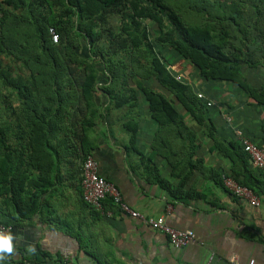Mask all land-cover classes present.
Instances as JSON below:
<instances>
[{
	"label": "trees",
	"instance_id": "1",
	"mask_svg": "<svg viewBox=\"0 0 264 264\" xmlns=\"http://www.w3.org/2000/svg\"><path fill=\"white\" fill-rule=\"evenodd\" d=\"M180 60L205 81L234 83L264 106V80L248 77L252 69L264 71V0H0V212L7 208L0 225L35 214L49 170L76 149L82 160L89 156L96 146L91 134L111 109L126 117L121 126L135 147L139 115L132 114L143 102L156 134L151 154L142 157L153 182L173 200L190 197L183 191L197 169L196 138L181 113L230 162L225 176L260 199L264 172L239 143L217 140L206 100L174 78L170 67ZM156 159L179 182L162 176ZM211 180L222 185L213 173ZM28 183L37 194L27 191ZM107 201L104 211L113 210ZM55 264L68 263L61 257Z\"/></svg>",
	"mask_w": 264,
	"mask_h": 264
},
{
	"label": "crops",
	"instance_id": "2",
	"mask_svg": "<svg viewBox=\"0 0 264 264\" xmlns=\"http://www.w3.org/2000/svg\"><path fill=\"white\" fill-rule=\"evenodd\" d=\"M170 69L211 103L208 116L216 128L217 140L238 143L235 130H239L264 149V106L257 105L234 83L205 81L193 64L180 60ZM248 75L253 82L258 77L260 82L264 80L262 69L255 73L252 69ZM98 99L100 106L108 105L104 96ZM177 108L181 111V106ZM121 115L111 109L108 120L98 122L91 134L96 146L89 156L97 163L99 175L119 189L132 210L144 218L162 216L169 227L192 231L194 241L175 250L164 234L123 214L110 201L106 202V208L114 209H108L109 216L87 206L80 190L83 160L76 149L67 159L56 162L55 172L49 170L50 184L42 189L38 199L41 207L35 214L26 220H15L11 227L16 237L15 254L5 264H39L42 253L44 264H55L63 255L73 258V264H249L250 261L264 264V194L259 206L253 207L211 180L212 173L221 178L229 174L230 162L215 148L206 132L181 113L196 138L192 163L197 169L183 191L190 197L178 202L153 182L154 176L149 175L147 168L152 166L143 158L151 154L156 134V125L149 119L144 102L132 114L139 115L135 147L131 148L128 134L121 126L126 118ZM198 159L203 169L196 163ZM154 162L170 183L179 182L170 176L165 161ZM36 176L34 172L33 177ZM35 185L31 190L28 183L27 191L36 193ZM195 194L201 197H194ZM6 210L3 206L0 216L4 214L6 218ZM29 246L35 247V253L27 250Z\"/></svg>",
	"mask_w": 264,
	"mask_h": 264
},
{
	"label": "built area",
	"instance_id": "3",
	"mask_svg": "<svg viewBox=\"0 0 264 264\" xmlns=\"http://www.w3.org/2000/svg\"><path fill=\"white\" fill-rule=\"evenodd\" d=\"M49 34L51 41L57 43L58 35L52 29L49 30ZM174 78L178 82L182 81L181 75H175ZM197 96L199 99L205 100V97L202 94H198ZM206 105L210 106L211 103L206 102ZM235 134L238 143L249 157L252 165L256 169L264 172V149L259 147L248 137L244 136L241 131L235 130ZM222 185L235 198L248 202L250 206H259V199L252 193V191L239 185L232 178L223 176ZM80 188L82 201L93 210L106 214L107 216L111 215V212L104 211L103 207V202L108 200L123 214L134 219H140L152 230L164 234L171 247L175 250L187 246L195 239V234L192 231H179L169 227L165 222V218L162 216L157 218H144L140 213L132 210L123 201L119 189L99 175L97 163L91 156H87L82 162ZM0 230L11 231V227L0 225ZM62 259L65 263L72 264L73 258L69 255H63ZM249 264H253V261H250Z\"/></svg>",
	"mask_w": 264,
	"mask_h": 264
},
{
	"label": "clouds",
	"instance_id": "4",
	"mask_svg": "<svg viewBox=\"0 0 264 264\" xmlns=\"http://www.w3.org/2000/svg\"><path fill=\"white\" fill-rule=\"evenodd\" d=\"M15 239L16 237H14L11 231L0 230V264H5L9 257L15 254V247L13 243ZM27 250L30 253H35L36 251L33 246H29Z\"/></svg>",
	"mask_w": 264,
	"mask_h": 264
},
{
	"label": "rangeland",
	"instance_id": "5",
	"mask_svg": "<svg viewBox=\"0 0 264 264\" xmlns=\"http://www.w3.org/2000/svg\"><path fill=\"white\" fill-rule=\"evenodd\" d=\"M83 46H85V44H83ZM83 48H84V47H83ZM83 53H84V56H86V50H85V48L83 49ZM82 55H83V54H82ZM175 63H177V62H175ZM183 75H184L185 78H188L187 75H185V73H183Z\"/></svg>",
	"mask_w": 264,
	"mask_h": 264
}]
</instances>
